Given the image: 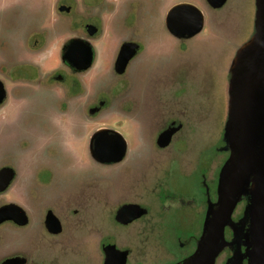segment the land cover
<instances>
[{
  "label": "flooded vegetation",
  "instance_id": "af4514ba",
  "mask_svg": "<svg viewBox=\"0 0 264 264\" xmlns=\"http://www.w3.org/2000/svg\"><path fill=\"white\" fill-rule=\"evenodd\" d=\"M52 1V10L64 22L62 30L57 25L32 24L25 32V54L0 51L6 59L0 63V80L6 90L0 109L11 99L19 98L24 103L20 118L30 116V122L21 128L22 133L19 130V134H23L19 140V136L0 134V150L13 149L10 154L3 152L6 157L0 161V172L4 168L14 171L10 183L0 191V208L10 203L21 208V214L15 209L9 210L0 221V264H106L109 245L125 250L126 264H134L132 245L141 238L146 241L161 236L165 222L155 221V213L161 217L164 208L176 211L184 205H196L205 209L200 234H190L184 228V218H180L178 223L173 220L169 224L172 232L165 237L168 245H176L178 241L181 250L193 244L189 254L168 264L186 259L196 249L209 204L218 198L219 173L223 164L210 181L201 169L186 174L183 161L187 154V106L181 69L188 54L199 52L203 40L201 32L206 26L213 28L218 20L217 10L228 0L221 5H217L218 0ZM181 3H189L194 8L178 10H200L203 14L204 23L199 32L187 35L185 24L175 26L170 23V11ZM41 9V4L36 6L29 2L12 10ZM255 12L256 0L254 22ZM161 29L171 37L167 45L159 41ZM110 36L114 42L113 59L102 76L91 77V67L78 69L66 56L72 41L80 38L91 43L95 62L98 44ZM52 40L61 42L60 60L50 69H44L38 56ZM14 48L17 49L15 44ZM123 52L130 56L120 64ZM229 76L230 65L228 84ZM40 100H45L43 109L32 113ZM61 116L67 118L66 123L61 122L67 138L74 131L73 126L82 132L93 127L82 136L87 139L94 169L84 172L75 181L67 180L68 183L62 179L72 175L74 155L66 137L58 134ZM16 123L4 124L0 120V127L12 133ZM129 124L140 126L144 131L143 149L134 150L123 132L122 128ZM99 130H105L103 138L106 140L118 138V135L120 141L124 139V153H93L92 148L96 146L93 136ZM168 130H172V135L169 141H164L162 136ZM222 140L221 149L229 155L225 126ZM95 154L103 159H98ZM171 166L178 167L185 182L188 177L191 182L184 183L181 188L169 181ZM107 179L112 186L108 192L101 190V194L113 207L108 214L110 222L91 231L84 214L89 199L94 197L92 191L96 188L92 184L94 180L101 183ZM200 189L203 201L197 195ZM241 202L243 208L238 211ZM248 203L247 196H243L233 213L234 224L226 227V239L230 242ZM131 204L140 205L143 214L128 219L138 211L134 207L120 214L123 206ZM149 222L153 223L150 231ZM133 226L130 234L128 229ZM121 234L134 237V243L121 241ZM235 247V243L227 244L215 264L223 255V264H227ZM246 249L243 242L242 252ZM241 264H249L246 256Z\"/></svg>",
  "mask_w": 264,
  "mask_h": 264
},
{
  "label": "rangeland",
  "instance_id": "374dc122",
  "mask_svg": "<svg viewBox=\"0 0 264 264\" xmlns=\"http://www.w3.org/2000/svg\"><path fill=\"white\" fill-rule=\"evenodd\" d=\"M29 2L35 3L36 6L41 4L42 9L12 10L15 6L22 7ZM52 3V0L38 2L36 0H0V51L4 50L12 55L18 52L25 54V32L28 31V27L32 24L41 23L48 27L57 25L58 29L62 30L64 22L56 16L55 10H52ZM254 10L255 0H228L223 8L217 10L218 20L213 28L206 26L201 32L203 40H201L202 44L197 50L199 52L193 51L188 54L181 69L187 106V154L184 161H182L187 175L194 173L197 169H201L208 175L207 179L210 181L212 177L217 175L221 165L228 157V152L221 149L224 145L222 137L227 117L228 69L237 49L249 39L253 32ZM161 30L159 32L161 38L159 41L167 45L171 37L165 30ZM111 37H107L98 44L97 57L89 69L91 77L102 76L109 70L114 51V42L111 40ZM14 44L17 49L14 48ZM60 46V41L52 40L48 43L43 53L38 56V61L43 64L44 69H50L59 62ZM5 60V57L0 52V63ZM44 101H38L32 113L35 110L43 109ZM23 104L19 98L11 99L0 109V120L4 124L12 125L17 122L15 130L12 133L9 130L4 131L0 127V134L4 132L7 135L19 136L18 140L20 139L23 134H19V130L22 133L23 129L21 128L30 122V116L25 118L22 116L20 118ZM60 118L58 134L60 136L63 134L65 138L66 129L63 128V133L61 122L66 123L67 118L66 116H61ZM117 119L121 120L120 117ZM122 122L126 123L123 120ZM4 124L3 126H5ZM70 125H72L71 118ZM92 129L93 127L89 126L85 132H82L79 128L73 126L74 131L69 134L68 138L66 137L69 144L68 147L74 155V159L72 158L73 173L72 175H67L68 177L63 178L62 181H75L84 172H91L94 169V161L88 154L87 139L82 136V134H87ZM122 130L128 137L134 150L143 149L142 143L145 140V134L140 129V126L129 124L125 128L123 127ZM12 150V148L1 149L0 161L6 157L3 155V152L10 154ZM169 169L171 172L169 181L172 183L174 182L182 188L184 183L191 182L190 177L185 182L179 174L178 167L171 166ZM192 184L195 185V181ZM92 186L96 189L92 191L94 197L89 199L90 202L87 205L84 220L91 231H95L100 225H106L110 222L108 214L112 211L113 207L111 208L110 202L105 200L106 198L104 199L101 190L108 192L112 186V182L108 179L101 181V183L98 180H94ZM197 195L203 201L201 189L197 192ZM242 208L243 203L241 202L237 210L240 211ZM162 212L161 217L157 213L154 214L156 216L155 221H161V224L165 222L166 225L163 223L164 226L160 230L161 236L158 238L153 237L146 241L141 238L134 243V237H123L122 234L119 237L121 241L128 240L130 243H134L132 245L134 247L132 254L134 264H168L185 257L193 250V244L185 248V250H181L178 241L176 245L165 243V239L168 238L167 235L170 236L172 232L169 224L173 220L178 223L180 218H184L182 220L184 221V228H187L190 234L195 233V235H199L203 226L205 209H201V207L196 205H184L176 211H172V208H164ZM152 224L150 222L148 224L149 231ZM133 228L134 226L128 229L130 234L133 232ZM162 234L164 237H162ZM224 257V255L221 256L217 264H223Z\"/></svg>",
  "mask_w": 264,
  "mask_h": 264
},
{
  "label": "water",
  "instance_id": "95a60500",
  "mask_svg": "<svg viewBox=\"0 0 264 264\" xmlns=\"http://www.w3.org/2000/svg\"><path fill=\"white\" fill-rule=\"evenodd\" d=\"M224 1L218 0L217 5ZM186 8L194 7L189 3L176 5L170 11V23L175 26L177 23L185 24V32L192 35L200 31L204 17L200 10H178ZM126 54L123 52L120 64H124L130 56ZM66 56L81 70H88L94 63L91 43L80 38L72 41ZM5 97L4 83L0 80V103ZM104 134L105 130L94 134L96 146L92 148L93 153H124L126 142L124 139L120 141L118 134L121 133H116L118 138L112 140L103 138ZM171 135L172 130H168L162 138L169 141ZM225 137L230 153L220 169L218 198L208 206L196 249L186 259L173 264H215L218 255L229 243H235L236 247L227 264H241L245 256L249 264H264V0H256L253 32L237 49L230 64ZM13 175L11 168L0 172V191L7 187ZM243 196H247L249 203L243 218L237 223L239 225L234 228L235 237L230 242L226 239V227L234 224L233 213ZM132 207L138 211L128 219L143 214V208L133 204L123 206L120 214ZM14 209L21 214V208L16 203L1 207L0 221L9 210ZM243 242L247 246L245 252L241 250ZM106 250V264H126L125 250L115 245H109Z\"/></svg>",
  "mask_w": 264,
  "mask_h": 264
}]
</instances>
